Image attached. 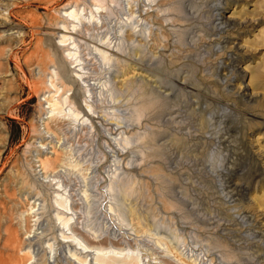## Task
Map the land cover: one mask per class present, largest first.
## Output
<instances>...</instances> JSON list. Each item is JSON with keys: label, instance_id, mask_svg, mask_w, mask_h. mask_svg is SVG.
Instances as JSON below:
<instances>
[{"label": "rangeland", "instance_id": "1", "mask_svg": "<svg viewBox=\"0 0 264 264\" xmlns=\"http://www.w3.org/2000/svg\"><path fill=\"white\" fill-rule=\"evenodd\" d=\"M263 6L0 0V233L3 213L15 218L35 202L32 262L69 264L68 248L53 241L63 229L59 183L72 231L138 251L140 264H264ZM75 8L80 21L62 16ZM221 17L248 24L221 30ZM61 23L74 26L78 62L59 47ZM79 68L89 87L74 78ZM53 71L64 108L87 123L44 115ZM243 89L254 102L238 97ZM238 147L249 153L239 159ZM40 160L52 171L46 183ZM237 184L247 189L239 202L229 189Z\"/></svg>", "mask_w": 264, "mask_h": 264}, {"label": "bare ground", "instance_id": "2", "mask_svg": "<svg viewBox=\"0 0 264 264\" xmlns=\"http://www.w3.org/2000/svg\"><path fill=\"white\" fill-rule=\"evenodd\" d=\"M262 3L264 4V0H262ZM261 10H262V13H264V6L261 8ZM62 16L64 18H69L72 21H76V22L80 21L78 8L72 9L70 11H66L62 14ZM90 18L93 19V16H90ZM245 20L246 22L242 23L243 22L242 21L236 26V25L231 24L229 21L224 20V18L221 17V19H219L218 25L220 26L221 30H227V29L233 30L235 27H237V31H238L239 29L241 30L242 28L246 27L245 25L248 24L247 19ZM260 20L262 19L259 18V19H256L255 21H260ZM248 22L250 23V21ZM61 24L62 26L56 29L59 32L58 33L59 34L58 44H60V46L59 45L58 46L62 48L67 47L66 48V52H67L66 58H69L70 61L72 60L73 63L78 62L79 57L77 53V46L74 44V39L70 36L72 34L71 31L74 28V26L70 30V28L66 27L64 23H61ZM262 40L264 43V37ZM222 44L224 45L229 44V41L223 40ZM232 49L235 50L234 47ZM235 51H238V49H236ZM101 55L104 59L108 57L103 52H101ZM236 62H237V59L234 57V55L233 54L230 55V57L228 58V64H227L228 68L234 69L236 66L235 65ZM51 74L52 76L49 79V82H50L51 88L53 89L46 91L45 94H43L44 97H46L44 100L46 102L45 103L46 107H44V110L46 111V113H44V115L46 116L50 115L49 117L64 115L65 117L72 119L74 121H77L78 119H81V120L83 119V123H87L88 118L84 119V116L80 118V112L72 104H70L69 108H67L68 110L64 108V105L67 103V99L63 98L65 95L60 96L62 91H60L59 88L54 84V78L57 76V73L53 71L51 72ZM74 78L81 81V83L85 85V87L90 86V84H88L87 82H84V79H83L84 73L82 72V69L79 68L78 70H76V74L74 75ZM238 97L245 99L247 103L254 102L253 98L245 94V89L241 90ZM84 103H85V108L87 110H90L91 106H89V104L86 101H84ZM229 134L227 132V137ZM41 147L42 146H40V148ZM238 149H237L238 150L237 156L239 157V159L242 158L243 155L245 156L246 151H247V154L249 153L247 148L242 149V147H238ZM50 154H54V153H50ZM61 165L62 166L65 165L64 160H62ZM242 166L244 167L243 164L237 165V173L238 171L241 172L240 169L243 168ZM38 168H40V170H38L39 171L38 173H42L41 177L43 176V181L48 180V175H49L48 172L51 171V168L48 167L47 162L40 160V165L38 166ZM238 184L235 185L237 186V188L232 189L230 187L229 189H230L231 196L233 198L237 197V201L239 202L242 195H245L244 192L247 189ZM55 185H57V188L56 190L53 191V193L55 195L54 204L56 205L57 209H56V214L54 215V218L56 219L57 222H59L60 227H62L63 229L59 231L61 241L58 240L57 237H55L53 241L57 242V245H58L57 250L59 252L61 249L63 250V248L65 247L68 248V253H67L68 257L66 256L65 259L66 261H68L69 264H140L141 263V257L138 251L134 252L129 249L123 250V249L118 248L119 245L109 246L107 244V241L106 243L104 241L97 242L95 240H91L86 237L82 238L83 234L80 232L77 234L73 232L72 223H71V221H73V213H72L73 211L70 208L71 203L70 201L67 200V197L64 196L65 193L61 189L62 186L59 183H56ZM25 202L26 203L24 204L25 206L24 210H21V212L17 213L15 215V218H13L14 215L12 216V215L3 213V221L1 222V233H0V264H34L35 263V262L34 263L32 262L35 260L34 244L32 243V241L35 238L34 236L35 231H37L35 227L37 226V222L40 219L39 213H38L39 205L35 206V202L29 203L28 200H26ZM109 211L113 212V209L111 206H109ZM15 220L17 222H15L14 224ZM245 220H248L247 216H245ZM33 222L34 224H32ZM65 229H67L69 233H65L64 232ZM254 235L256 237L262 236L260 231H256ZM36 236H39V235H36ZM38 239L40 238L38 237ZM45 245L47 247V248H44L45 253H46V250H49L50 252L54 251V242L49 243V241H43L42 246H45ZM59 247L61 248L60 250H59ZM194 261L196 262V259ZM44 264H47V262Z\"/></svg>", "mask_w": 264, "mask_h": 264}]
</instances>
